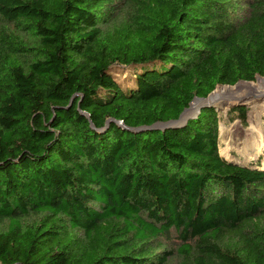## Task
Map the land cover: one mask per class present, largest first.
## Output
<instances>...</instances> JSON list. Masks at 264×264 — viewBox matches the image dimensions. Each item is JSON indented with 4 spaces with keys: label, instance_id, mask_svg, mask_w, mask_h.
Segmentation results:
<instances>
[{
    "label": "trees",
    "instance_id": "obj_1",
    "mask_svg": "<svg viewBox=\"0 0 264 264\" xmlns=\"http://www.w3.org/2000/svg\"><path fill=\"white\" fill-rule=\"evenodd\" d=\"M259 76L264 0H0L1 264H264V151L135 130Z\"/></svg>",
    "mask_w": 264,
    "mask_h": 264
},
{
    "label": "rangeland",
    "instance_id": "obj_2",
    "mask_svg": "<svg viewBox=\"0 0 264 264\" xmlns=\"http://www.w3.org/2000/svg\"><path fill=\"white\" fill-rule=\"evenodd\" d=\"M113 70L116 71L115 76L124 88L133 86V80L135 75L134 67L116 64L114 65ZM261 78H264V76ZM258 80L259 78H256L254 80L255 84L253 85H256ZM218 87L219 86H217V88L214 91H216ZM224 98H230V97H224ZM232 98L233 99H230V103L234 104V106H227L223 108L218 106L217 104L218 116H219V132H220L219 134L220 153L222 154L224 152V149L227 148V144L230 143V145L228 146V148L230 149L226 153L229 155V157H227L225 154H224L225 156L222 154L225 158H227L231 162H236L244 166L262 167L263 161H260L261 160L260 157L263 155L264 150L260 154H258L257 147H251L244 143V140L246 138V137L244 138V135L245 136L248 135L249 132L248 127L251 126L252 118H254L253 114L255 113L254 111L256 109L252 107V104L260 103L258 101L259 99L262 100V98H264V93L259 95H252L251 97H249L248 95L239 94V95H233ZM240 105H244L246 108L245 118L241 117L239 110L236 111L231 110V108ZM196 114L197 111L195 112V115ZM256 121L258 122L259 126L261 125L263 126L264 114H262L260 119ZM160 127L162 126L160 125ZM237 143H239V145Z\"/></svg>",
    "mask_w": 264,
    "mask_h": 264
},
{
    "label": "bare ground",
    "instance_id": "obj_3",
    "mask_svg": "<svg viewBox=\"0 0 264 264\" xmlns=\"http://www.w3.org/2000/svg\"><path fill=\"white\" fill-rule=\"evenodd\" d=\"M263 93H264V78H261V77H259V80L256 85H253V83L251 82H248V83L241 82L234 86H228V85L219 86L218 89L213 92V94L211 95V98L208 101L205 99H198V98L196 100L194 99V101L191 102V105L184 112L182 120L180 122H183L187 120L188 118H190L191 116H194L195 112L196 111L198 112V110L203 105H205L208 102L214 103L215 100L219 97L224 96V97H230L231 99H233L232 98L233 95L243 94V95L252 96V95H259ZM253 104H252V107L255 108L256 110L254 111L255 113L253 114L254 118H252L251 126L248 127L249 129L248 135L246 136L244 135V138L246 137L244 140V143L251 147H257L258 149L257 153L260 154L264 150V125L259 126L256 120H259L262 114H264V101L260 103H253ZM237 144L239 145V143ZM229 145L230 143L227 144V148H225L224 152L222 153L223 155L225 154L227 157H229V155L226 154L227 151L230 149L228 148Z\"/></svg>",
    "mask_w": 264,
    "mask_h": 264
},
{
    "label": "water",
    "instance_id": "obj_4",
    "mask_svg": "<svg viewBox=\"0 0 264 264\" xmlns=\"http://www.w3.org/2000/svg\"><path fill=\"white\" fill-rule=\"evenodd\" d=\"M259 77H261V76H259ZM259 77H257V78H259ZM240 82H249V81H246V80H241V81H239V82H237L236 84H234V85H237V84H239ZM219 86H224V85H219ZM228 86H233V85H228ZM214 91V90H213ZM213 91L207 96V97H195L194 99H205V100H209L210 98H211V95L213 94ZM249 97H251V96H249ZM193 99V100H194ZM230 99L231 98H224V97H220V98H218V99H216L215 100V102L214 103H212V102H208V103H206L205 105H203V106H211V105H217L218 104V106H220V107H227V106H234V104H231L230 103ZM264 100V98H262V100H260L259 99V101L258 102H262ZM217 106V107H218ZM188 108V107H187ZM187 108L181 113V115H180V117L178 118V119H175V120H170V121H167V122H158V123H156V124H154V125H152V126H150V127H141V128H137V129H135V130H144V129H159V128H166V127H170V126H177V125H182V124H184L187 120H185V121H183V122H180L181 120H182V117H183V114H184V112L187 110ZM200 112V109L198 110V112H197V114ZM113 119H110V120H108V123L110 122V121H112ZM160 125L162 126V127H160ZM230 161V160H229ZM231 162V161H230ZM235 164H238V163H236V162H234Z\"/></svg>",
    "mask_w": 264,
    "mask_h": 264
},
{
    "label": "built area",
    "instance_id": "obj_5",
    "mask_svg": "<svg viewBox=\"0 0 264 264\" xmlns=\"http://www.w3.org/2000/svg\"><path fill=\"white\" fill-rule=\"evenodd\" d=\"M0 264H1V262H0Z\"/></svg>",
    "mask_w": 264,
    "mask_h": 264
}]
</instances>
